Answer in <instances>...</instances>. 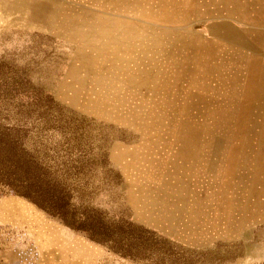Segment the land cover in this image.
I'll return each mask as SVG.
<instances>
[{"label": "rangeland", "instance_id": "obj_1", "mask_svg": "<svg viewBox=\"0 0 264 264\" xmlns=\"http://www.w3.org/2000/svg\"><path fill=\"white\" fill-rule=\"evenodd\" d=\"M125 1L0 0V123L77 220L0 184V264H264V0Z\"/></svg>", "mask_w": 264, "mask_h": 264}, {"label": "trees", "instance_id": "obj_2", "mask_svg": "<svg viewBox=\"0 0 264 264\" xmlns=\"http://www.w3.org/2000/svg\"><path fill=\"white\" fill-rule=\"evenodd\" d=\"M22 132L17 125L0 123V184L73 228L77 220L69 194L59 178L47 172L43 163L31 153L22 140ZM84 222L88 230H92L89 218Z\"/></svg>", "mask_w": 264, "mask_h": 264}, {"label": "bare ground", "instance_id": "obj_3", "mask_svg": "<svg viewBox=\"0 0 264 264\" xmlns=\"http://www.w3.org/2000/svg\"><path fill=\"white\" fill-rule=\"evenodd\" d=\"M119 1H121V0H119ZM127 1V0H126ZM125 1V2H126ZM133 1V0H132ZM141 1V0H140ZM114 3V2H113ZM132 4H134V3H132ZM115 5V4H114ZM118 5V4H117ZM123 5H124V3H123ZM115 7H116V5H115ZM124 7V6H123ZM116 9H119V8H116ZM123 9V8H122ZM205 14V13H204ZM129 26V25H128ZM138 28V27H137ZM136 28V29H137ZM177 34H178V32H177ZM175 36H177V35H175ZM133 38V37H132ZM135 39V38H134ZM183 39V38H182ZM182 39H181V41H182ZM185 39V38H184ZM178 40H179V38H178ZM135 41V40H134ZM170 42V41H169ZM175 42V41H174ZM177 42V41H176ZM179 42V41H178ZM132 43H134V42H132ZM177 44V43H176ZM175 44V45H176ZM180 45V44H179ZM182 45V44H181ZM163 46H165L164 44H163ZM178 47V46H177ZM161 49H162V47H161ZM153 50V49H152ZM155 50V49H154ZM157 50V49H156ZM128 53V52H127ZM136 54V53H135ZM138 56V55H137ZM229 63V62H228ZM225 66V65H224ZM234 68V67H233ZM236 72V71H235ZM229 80V79H228ZM221 81V80H220ZM223 81V80H222ZM255 89V88H254ZM252 90V89H251ZM249 92V91H248ZM212 118V117H211Z\"/></svg>", "mask_w": 264, "mask_h": 264}]
</instances>
